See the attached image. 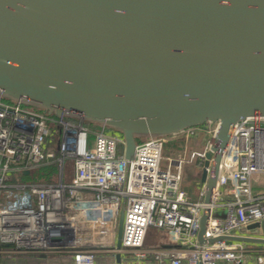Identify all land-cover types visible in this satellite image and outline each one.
<instances>
[{
	"label": "water",
	"instance_id": "obj_1",
	"mask_svg": "<svg viewBox=\"0 0 264 264\" xmlns=\"http://www.w3.org/2000/svg\"><path fill=\"white\" fill-rule=\"evenodd\" d=\"M0 97L105 125L127 160L139 139L217 123L208 203L234 125L264 117V0H0ZM208 217L201 244H264V222L205 238Z\"/></svg>",
	"mask_w": 264,
	"mask_h": 264
},
{
	"label": "built area",
	"instance_id": "obj_2",
	"mask_svg": "<svg viewBox=\"0 0 264 264\" xmlns=\"http://www.w3.org/2000/svg\"><path fill=\"white\" fill-rule=\"evenodd\" d=\"M88 123L0 97V264H244L248 254L264 264V245L197 240L204 208L205 238L264 222V195L253 189V176L264 173L263 116L234 125L208 203L206 183L200 181L196 199L181 187L189 160L162 164L164 137L138 140L134 159L127 160L122 134ZM206 125L214 129L197 153L203 166L218 130L217 123ZM198 127L181 133L190 137ZM51 163L54 181L24 180ZM218 209L226 217L215 216ZM151 228L160 231L154 239ZM19 257L31 261L12 262Z\"/></svg>",
	"mask_w": 264,
	"mask_h": 264
},
{
	"label": "rangeland",
	"instance_id": "obj_3",
	"mask_svg": "<svg viewBox=\"0 0 264 264\" xmlns=\"http://www.w3.org/2000/svg\"><path fill=\"white\" fill-rule=\"evenodd\" d=\"M99 128V126L95 127ZM214 126L209 127V125L198 127L194 134L187 137L186 134H176L165 138L164 147V158L162 164L167 163V159H179L184 158L190 162L184 164L183 166V177L181 181V187L188 191L193 199L198 197L200 191V177L202 173L203 165L197 155L198 152L203 151L205 146L209 143L213 137ZM122 149V148H121ZM195 156L192 159V156ZM69 173H72V163L67 162ZM217 217H226V210L218 209L214 213ZM155 236L152 233L151 239ZM262 246L263 244H258Z\"/></svg>",
	"mask_w": 264,
	"mask_h": 264
},
{
	"label": "trees",
	"instance_id": "obj_4",
	"mask_svg": "<svg viewBox=\"0 0 264 264\" xmlns=\"http://www.w3.org/2000/svg\"><path fill=\"white\" fill-rule=\"evenodd\" d=\"M88 124L97 127V125L94 123H88ZM56 175H57V166L55 163H51L47 165H42L36 168L35 170H33L31 173L24 175V180L32 181V182H52L55 180ZM26 261H31V259L25 257H19L15 261L12 260V262H20V263ZM57 261H66V259L60 258L57 259Z\"/></svg>",
	"mask_w": 264,
	"mask_h": 264
},
{
	"label": "crops",
	"instance_id": "obj_5",
	"mask_svg": "<svg viewBox=\"0 0 264 264\" xmlns=\"http://www.w3.org/2000/svg\"><path fill=\"white\" fill-rule=\"evenodd\" d=\"M253 189L257 194L264 195V173L255 174L253 176ZM151 233L160 234V231L156 228H151ZM162 244L167 245V240H163ZM244 264H258L257 256L254 254H248L245 257Z\"/></svg>",
	"mask_w": 264,
	"mask_h": 264
}]
</instances>
